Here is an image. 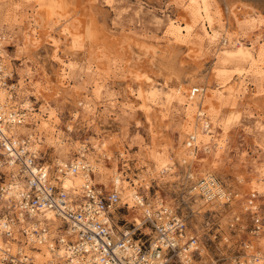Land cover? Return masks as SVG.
Here are the masks:
<instances>
[{
    "label": "rangeland",
    "instance_id": "1",
    "mask_svg": "<svg viewBox=\"0 0 264 264\" xmlns=\"http://www.w3.org/2000/svg\"><path fill=\"white\" fill-rule=\"evenodd\" d=\"M263 4L214 0L215 26L209 31L218 40L193 58L188 45L168 33L172 22L189 23L188 0H0V66L9 77L11 103L29 114L23 134L37 139L54 178L63 154L66 166L89 164L93 184L104 194L114 191L118 177L132 185L143 182L138 194L144 202L157 200L154 212L171 208L188 224L187 236H196L193 264H264ZM85 25L96 43L81 32ZM251 56L258 57L254 67ZM167 65L205 83L226 70L237 87L222 103L211 100L218 110L212 120L205 96L192 101L191 88L181 96L175 83L160 76ZM211 81L207 92L213 94L217 79ZM189 102L195 104L193 115L204 113L197 117L200 131L206 120L211 125L210 140L193 148V165L190 155L186 163L176 158L182 128L189 126ZM205 165L229 195L224 202L205 203L202 196L200 205L190 193L205 178L197 171ZM120 199L115 225L142 223L144 214ZM19 245L12 246L13 254L22 247L35 256L27 264L45 261L36 246Z\"/></svg>",
    "mask_w": 264,
    "mask_h": 264
},
{
    "label": "built area",
    "instance_id": "2",
    "mask_svg": "<svg viewBox=\"0 0 264 264\" xmlns=\"http://www.w3.org/2000/svg\"><path fill=\"white\" fill-rule=\"evenodd\" d=\"M8 79L0 66V85L6 87ZM196 93L199 89H193L192 94ZM9 109L8 116L0 108V264H27L31 258L24 248L12 252V246L19 243L45 247L53 253L63 246L65 255L56 264H181V259H194L199 253L192 249L196 240L187 236L188 224L179 215L167 223L145 216L141 225L128 228L123 224L125 227L117 231L114 215L119 211L120 195L116 190L104 194L88 180L92 170L85 162L76 161L57 170L64 177L68 172L87 173L81 197L55 185L41 150L29 149V140L20 142L12 135L11 124H5L14 115L20 116L19 122L24 121L26 110ZM190 137L189 142L195 145V138ZM16 183H20L18 190ZM12 191H17L14 197ZM50 213L61 225L54 227L46 218L42 225L27 221L28 217ZM146 229L151 231L146 234ZM151 234L156 235L153 240Z\"/></svg>",
    "mask_w": 264,
    "mask_h": 264
},
{
    "label": "bare ground",
    "instance_id": "3",
    "mask_svg": "<svg viewBox=\"0 0 264 264\" xmlns=\"http://www.w3.org/2000/svg\"><path fill=\"white\" fill-rule=\"evenodd\" d=\"M188 1H189V5L187 7V11H188V14H190L189 15L190 16L189 23L181 24V23L172 22L169 25V30H168L169 32L168 33H169V36L171 38H173L175 41L181 42V43L183 42V44L184 43L187 44L188 48L191 50V55H190V53H189V55L194 58V57H198L200 52L203 51L205 48H210L212 45L215 46V44L218 40V37L215 36V33L211 32V31H213L214 26H215V23H214L215 20L213 19L212 14H211L212 7L214 5V0H188ZM81 22H83V21H81ZM83 24H84V22H83ZM198 25L200 26L199 30H201V32H203L202 37H199L198 36L199 34L197 35V33H196V30H198V29H196ZM85 26L84 27L81 26L82 28H80V29L84 28V30H81V32L86 33L88 41H90L91 43L92 42L96 43L97 39H96L95 35L93 34L91 27L90 26L85 27ZM76 28H78V27H76ZM210 29H211V31H209ZM38 32L39 31H37L36 36L40 35V33L38 35ZM37 39H35V41ZM206 42H207V44H206ZM213 49H214V47H213ZM261 49L264 52V47ZM250 52H251V50H250ZM243 54H245V53H243ZM248 54L250 56L249 52H248ZM251 55H253V54H251ZM166 58H167L166 55H164L162 58L160 57V59L156 58L157 59L156 62H158L157 65L162 66V62H163L162 59H166ZM256 59H254L251 56V67H254V65L257 64ZM156 62H154V64H156ZM139 67H137V68L139 69ZM162 69H160V71H161L160 76L162 75L165 78V80L168 82L175 83L179 88L178 89L179 95L183 96L182 93L188 92V90L191 88L190 98L192 101L194 100L195 97L198 98L195 100V102L197 100H198V102L200 100H202L204 98L203 96L206 97V99L209 101V108H211L210 112H211L212 120L213 119L215 120L216 117H218L217 116L218 110L216 109L217 107L216 108L214 107L211 100H213V98L215 97V99L217 98V101L219 100L221 102L222 98L224 97V95L226 93H232L234 91V88L237 87L235 84L236 83L235 79H233L232 76H229V75L227 76L226 70L216 71L214 74L210 75V80L208 81V83H205L204 81H199L196 77H185V75H183V71L180 68L178 69L177 67H175V65H169V66L167 65V67H165V71H163ZM237 76L238 77L240 76L242 78V76L240 74ZM214 77L217 79V86L213 90L214 92L212 94V93L207 92V87L210 86V84L212 82L211 78L214 79ZM67 78H68L67 75L62 76V79H64V80H68ZM194 87H198V88H194ZM193 89H199V93H196L193 95L192 94ZM6 93L8 94V96L6 95ZM13 97L14 96L9 94L8 89L6 87H4V85H0V108L3 109L6 113V115H8V116L11 115L9 108L11 106H15V105H13L14 103H11ZM143 100H146V98L143 97ZM194 105L192 104V102L187 103L186 110H187L188 116H189V120H187V124L189 126H185V127L183 126L184 128H182L183 130L180 133V144H179L181 146V148L176 153V158L180 162H183V163L187 162V160H188L187 156L190 155L192 157V159L189 160V161H192V162H190V165H193L194 161L196 160V157L194 156L195 150L193 148L195 146H199L201 143H203L205 141H209L211 138V136H210L211 132H209V128L211 125H210L209 121H207V120L205 122L203 121L204 124L202 127L203 128L202 131H200V128L196 126L198 123L197 117L204 116V113L201 111V112H198L195 115H193ZM7 112H9V113H7ZM14 112H16V111H14ZM14 112H12V115L15 114ZM25 114L26 115H23L24 121L19 122V120H21L20 116L14 115L13 117L7 118L5 120V124H9V123L11 124V126H10L11 131H12L11 133L20 142H24L25 139L29 140V144H28L29 149H33V147L38 149V145L36 143L37 139L34 136H31V134L30 135L23 134V133H25V131H24V128H22V126L25 125L26 118L29 115L28 113H25ZM195 117L197 119L194 123L195 125H191V123L193 122L192 119ZM5 131H6V129H5ZM191 132L195 133V137L194 136H192V137H194L196 139L198 137V141L195 143V145L191 144L189 142V140H187V138H190L189 135ZM65 157H67V156H63V154H61V155H59V159L57 160V164L59 166L64 167V168L66 166V164L63 162L65 160ZM79 162H84V161H79ZM85 165L88 166L90 170H92L91 166L89 164L86 163ZM194 171H196V169L193 170V172ZM197 171L200 174H203L205 177L202 181L197 182V185H199V186H197V187L193 186L191 191H190V193H192V194L195 193V195L197 196V198H196L197 203H199V204L201 203V198H199V197H202V196L205 197V200H204L205 203H207V202L211 203L212 201H214L216 199L224 202L228 198L229 195H227V193L224 192V190L221 186H218V183L216 182L215 178L213 177V175H211L212 174L211 168L208 165H205ZM86 175H87V173H85V172H80V173H76V174L68 172L67 175L64 177V176L60 175V173H57L56 174L57 177H55V179H54V182H55L54 184L57 186H62V188L65 189L67 192H70L71 194H74L76 196L81 197L82 187H84L85 181L88 179ZM190 178L192 179V181H195L197 179V178H195V176L193 174H190ZM88 180L92 181V179H88ZM140 183L143 184V182H138V180H134V185H132V184H130V182L123 181L118 177L114 180L113 184L115 187L114 190H116L119 193L120 198H122V200L124 201L123 203L129 204L130 205L129 208H135V206H136L139 209L138 211H140L142 214H144V216H148L152 220L156 219V221H158L159 223H161V222L167 223L168 219L170 217H175L174 211L171 210V208H169V207H163V209L160 208V209H158V211L154 212L152 210V208L155 207L157 200H154L153 203H150L147 205L144 202L143 197L140 196V194H138V188L143 186V185L140 186L139 185ZM16 184H17L16 187L18 190L20 187V183H16ZM216 185H217V187H216ZM16 192L17 191L11 192L13 197L16 195ZM209 205H211V204H209ZM209 205H206L207 208L211 207ZM149 210H151L152 212H149ZM164 210H166V212H164ZM45 218H46V220H48V223L54 225V227L61 225V222L56 220L54 218V215L51 213L47 214L46 216L40 215V216H37L35 218L28 217L27 221L29 224H32V223L37 221L42 225L46 221ZM21 220L25 221L23 218H21ZM143 222L144 221L142 220V223ZM142 223H137L136 226H139ZM121 230L122 229L118 228V226H117V231H121ZM146 230H149V229H146ZM195 237H193V239H195ZM197 246H199V245H198V242L196 240V245L194 247H192V249H198L199 250V248ZM34 249H36L35 252H39V254L45 255L44 256L45 261L42 264H56V262L59 261V259H61L63 257V255H65V248L63 246L60 248V250L56 251V253H53V251L46 249L45 247H38L37 246ZM161 253L164 254V251H161ZM55 256H56V258H55ZM30 257H35V256H30ZM37 258L40 259L39 255L37 256ZM181 261H182V264H193V260L190 256L189 257L186 256V258L181 259Z\"/></svg>",
    "mask_w": 264,
    "mask_h": 264
},
{
    "label": "crops",
    "instance_id": "4",
    "mask_svg": "<svg viewBox=\"0 0 264 264\" xmlns=\"http://www.w3.org/2000/svg\"><path fill=\"white\" fill-rule=\"evenodd\" d=\"M142 222V221H141Z\"/></svg>",
    "mask_w": 264,
    "mask_h": 264
}]
</instances>
